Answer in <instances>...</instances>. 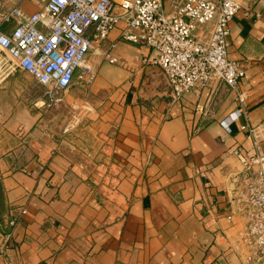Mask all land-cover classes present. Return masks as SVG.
I'll return each instance as SVG.
<instances>
[{"label":"crops","instance_id":"0c3cea01","mask_svg":"<svg viewBox=\"0 0 264 264\" xmlns=\"http://www.w3.org/2000/svg\"><path fill=\"white\" fill-rule=\"evenodd\" d=\"M235 1L241 9L228 51L245 68L243 101L216 79L175 99L152 49L121 38V20L94 45L116 43L118 62L90 53L94 91L109 93L103 102H77L94 119L83 151L42 132V104L21 102L19 77L0 66V264L245 263L237 244L248 222L243 166L233 151H264V0ZM41 7L23 3L29 14ZM88 149L120 169L115 190L82 173Z\"/></svg>","mask_w":264,"mask_h":264},{"label":"built area","instance_id":"2783aa9c","mask_svg":"<svg viewBox=\"0 0 264 264\" xmlns=\"http://www.w3.org/2000/svg\"><path fill=\"white\" fill-rule=\"evenodd\" d=\"M26 1L15 0L3 14L2 22H12L13 26L10 30L0 29V50L50 91L66 92L75 79L91 83L96 76L91 52L117 63L113 54L116 43L107 49L94 45L105 42L122 20L125 27L121 38L152 49L175 99L216 79L243 101L239 82L245 68L230 59L228 51L229 25L241 9L235 0H182L171 11L165 8L164 0H38L42 7L30 14L23 8ZM206 26H211L210 35L202 39L197 31ZM239 116L240 112L232 113L231 119ZM228 120L225 118L221 124L231 132ZM233 154L243 166L240 198L248 215L237 244L243 249L244 264H264V151L248 154L236 149ZM108 164L99 165L103 171L100 179L115 190L120 169ZM8 224L14 226L16 220Z\"/></svg>","mask_w":264,"mask_h":264},{"label":"rangeland","instance_id":"374dc122","mask_svg":"<svg viewBox=\"0 0 264 264\" xmlns=\"http://www.w3.org/2000/svg\"><path fill=\"white\" fill-rule=\"evenodd\" d=\"M180 1L182 0H164V6L168 11H171L174 5ZM13 3L14 0H0L1 30H6V23L2 22L3 14L10 10ZM7 24H11L12 28V22ZM93 56L92 53L90 59ZM0 66L5 71L14 70L19 77L21 102H39L40 105L42 104L41 107H37L36 113L43 112V122L41 123L43 133L48 132L54 137H68L69 144L73 147H81L82 151L87 147L86 142L82 144L81 140L90 138L95 134L93 130L84 129L91 126L90 122L94 119L90 116L89 110L86 107H81L77 102H103L109 93L107 89L102 92H95L94 83L85 84L80 79H75L73 86L66 92L50 91L39 85L31 74L20 70L8 54L1 50ZM4 94L5 97L11 96L10 90H5ZM80 155L78 162L83 165L82 173L101 178L100 173L103 171L99 170L98 167L103 161L100 160V157L92 154L89 149Z\"/></svg>","mask_w":264,"mask_h":264},{"label":"trees","instance_id":"16d2710c","mask_svg":"<svg viewBox=\"0 0 264 264\" xmlns=\"http://www.w3.org/2000/svg\"><path fill=\"white\" fill-rule=\"evenodd\" d=\"M3 208H4V193H3L1 176H0V221L2 220Z\"/></svg>","mask_w":264,"mask_h":264}]
</instances>
